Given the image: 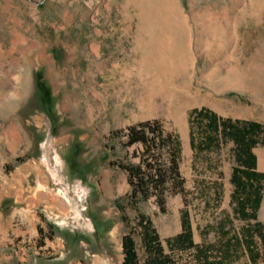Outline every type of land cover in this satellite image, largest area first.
Wrapping results in <instances>:
<instances>
[{
  "label": "rangeland",
  "instance_id": "1",
  "mask_svg": "<svg viewBox=\"0 0 264 264\" xmlns=\"http://www.w3.org/2000/svg\"><path fill=\"white\" fill-rule=\"evenodd\" d=\"M202 105L264 123V0H0V264H123L117 199L132 224L136 210L126 170L110 163L126 148L108 136L148 118L180 134L196 240L245 226L233 143L197 155L190 144ZM254 151L264 170V144ZM184 203L142 208L165 238Z\"/></svg>",
  "mask_w": 264,
  "mask_h": 264
},
{
  "label": "trees",
  "instance_id": "2",
  "mask_svg": "<svg viewBox=\"0 0 264 264\" xmlns=\"http://www.w3.org/2000/svg\"><path fill=\"white\" fill-rule=\"evenodd\" d=\"M189 123L190 144L196 155L219 151L224 144L233 143L236 162L230 178L234 184L232 198L236 201V214L248 223L237 230L222 225L217 239L196 241L187 206L189 189L181 169L183 146L179 132L168 129L158 117L118 127L111 130L108 147L114 152L126 148V152L121 159H110V163L126 170L129 190L125 198L136 210V222L132 224L126 204L117 199L129 226L122 236L123 264H141L136 232L144 249L143 264H238L245 254L249 263L242 264H260L264 261L261 251L264 221L258 217V210L263 198L264 170L258 168L254 147L264 144V123L225 116L206 105L190 110ZM176 194H182L185 200L181 207V229L163 238L142 203L153 200L158 209L165 212L169 196ZM204 230L205 234L209 232V229ZM39 232L43 235L42 226ZM49 235L52 237L53 233Z\"/></svg>",
  "mask_w": 264,
  "mask_h": 264
},
{
  "label": "crops",
  "instance_id": "3",
  "mask_svg": "<svg viewBox=\"0 0 264 264\" xmlns=\"http://www.w3.org/2000/svg\"><path fill=\"white\" fill-rule=\"evenodd\" d=\"M194 229V228H193ZM178 232V231H177ZM195 236V235H194ZM258 238H260L259 236H258ZM195 240H196V238H195ZM197 241V240H196ZM261 251H263L264 252V247L263 246H261ZM262 261H260V263H261Z\"/></svg>",
  "mask_w": 264,
  "mask_h": 264
}]
</instances>
